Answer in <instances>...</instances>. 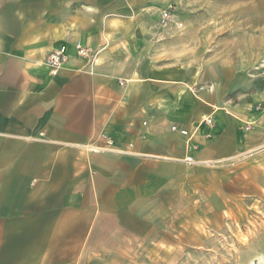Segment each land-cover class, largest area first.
I'll use <instances>...</instances> for the list:
<instances>
[{
  "label": "crops",
  "instance_id": "0c3cea01",
  "mask_svg": "<svg viewBox=\"0 0 264 264\" xmlns=\"http://www.w3.org/2000/svg\"><path fill=\"white\" fill-rule=\"evenodd\" d=\"M171 2L0 0V264H113L201 195L264 189L255 45L162 27Z\"/></svg>",
  "mask_w": 264,
  "mask_h": 264
},
{
  "label": "rangeland",
  "instance_id": "374dc122",
  "mask_svg": "<svg viewBox=\"0 0 264 264\" xmlns=\"http://www.w3.org/2000/svg\"><path fill=\"white\" fill-rule=\"evenodd\" d=\"M169 6L173 23L193 25L197 41H210L215 53L239 62L237 52L254 43L255 61L243 64L264 65V0H172ZM219 192L227 197L201 195L153 236L127 239L113 264H264V189L229 182Z\"/></svg>",
  "mask_w": 264,
  "mask_h": 264
},
{
  "label": "built area",
  "instance_id": "2783aa9c",
  "mask_svg": "<svg viewBox=\"0 0 264 264\" xmlns=\"http://www.w3.org/2000/svg\"><path fill=\"white\" fill-rule=\"evenodd\" d=\"M173 23V16L171 14V8L168 6L167 8L163 9L160 13V18H159V24L162 27H167L168 25H171ZM173 27L175 29H181L182 25L180 23H173ZM75 50L76 53L81 56V57H88L89 56V51L87 48L83 47L80 42L75 43ZM67 60V54L65 53L64 48H56L52 49L46 56L44 64L48 68L49 74L50 75H56L59 69L62 67V65L66 62ZM203 122L207 125L211 124V118H204ZM143 124H145L143 122ZM170 131L173 133H178L183 136H187L189 133L187 129H184L177 124H172L170 125ZM102 138L104 139L105 145L109 146L112 144V141L106 137V135H101ZM90 150H96L98 147L90 146Z\"/></svg>",
  "mask_w": 264,
  "mask_h": 264
}]
</instances>
